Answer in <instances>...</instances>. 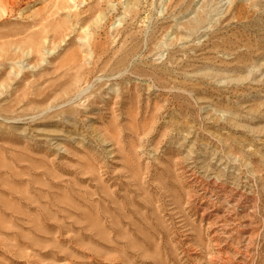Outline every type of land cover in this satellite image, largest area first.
<instances>
[{
    "label": "rangeland",
    "instance_id": "obj_1",
    "mask_svg": "<svg viewBox=\"0 0 264 264\" xmlns=\"http://www.w3.org/2000/svg\"><path fill=\"white\" fill-rule=\"evenodd\" d=\"M17 1L0 264H264V0Z\"/></svg>",
    "mask_w": 264,
    "mask_h": 264
},
{
    "label": "bare ground",
    "instance_id": "obj_2",
    "mask_svg": "<svg viewBox=\"0 0 264 264\" xmlns=\"http://www.w3.org/2000/svg\"><path fill=\"white\" fill-rule=\"evenodd\" d=\"M16 1L17 0H12L11 1V3H10V0H9V6H7V7H5V11H12V9L14 8V7H16V6H14L15 5V3H16ZM17 2H19V1H17ZM17 5V4H16Z\"/></svg>",
    "mask_w": 264,
    "mask_h": 264
}]
</instances>
